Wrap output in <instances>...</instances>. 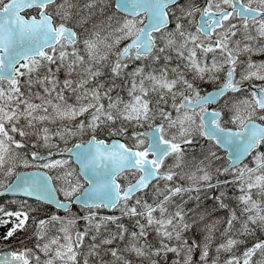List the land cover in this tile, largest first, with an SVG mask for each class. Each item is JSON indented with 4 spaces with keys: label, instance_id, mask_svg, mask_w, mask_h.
I'll use <instances>...</instances> for the list:
<instances>
[{
    "label": "snow or ice",
    "instance_id": "1",
    "mask_svg": "<svg viewBox=\"0 0 264 264\" xmlns=\"http://www.w3.org/2000/svg\"><path fill=\"white\" fill-rule=\"evenodd\" d=\"M0 264H264V0H0Z\"/></svg>",
    "mask_w": 264,
    "mask_h": 264
}]
</instances>
